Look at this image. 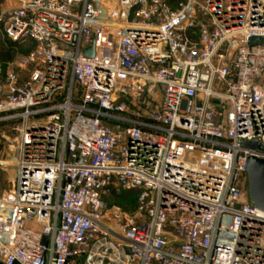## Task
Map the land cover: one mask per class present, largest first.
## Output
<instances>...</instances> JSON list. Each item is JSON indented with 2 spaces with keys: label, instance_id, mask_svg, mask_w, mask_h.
<instances>
[{
  "label": "built area",
  "instance_id": "built-area-1",
  "mask_svg": "<svg viewBox=\"0 0 264 264\" xmlns=\"http://www.w3.org/2000/svg\"><path fill=\"white\" fill-rule=\"evenodd\" d=\"M6 1L5 35L35 47L0 69V264H264V0Z\"/></svg>",
  "mask_w": 264,
  "mask_h": 264
},
{
  "label": "rangeland",
  "instance_id": "rangeland-1",
  "mask_svg": "<svg viewBox=\"0 0 264 264\" xmlns=\"http://www.w3.org/2000/svg\"><path fill=\"white\" fill-rule=\"evenodd\" d=\"M181 0H171L169 3L176 8ZM9 7V3L6 0H0V48H3L5 52L11 47V43L8 37L4 33V10ZM35 44L32 42L18 43L12 52V61L0 62V69L3 74L11 71L16 66V61L28 54L34 49ZM153 96V95H152ZM161 97L160 92H155L154 102H157ZM157 100V101H156ZM153 102V103H154ZM144 109H150L143 105ZM16 122L1 121L0 122V197L6 192L11 190L16 178V142L18 132L15 129ZM139 192H130L125 190H117V197L113 203L115 207L119 208L122 212L134 213L137 204V198Z\"/></svg>",
  "mask_w": 264,
  "mask_h": 264
},
{
  "label": "water",
  "instance_id": "water-1",
  "mask_svg": "<svg viewBox=\"0 0 264 264\" xmlns=\"http://www.w3.org/2000/svg\"><path fill=\"white\" fill-rule=\"evenodd\" d=\"M83 54L87 57H94L95 46L91 45L85 48ZM243 146L253 150H262V145L256 140L245 141ZM247 172L251 203L253 206L264 211V158L250 155L248 157Z\"/></svg>",
  "mask_w": 264,
  "mask_h": 264
},
{
  "label": "trees",
  "instance_id": "trees-1",
  "mask_svg": "<svg viewBox=\"0 0 264 264\" xmlns=\"http://www.w3.org/2000/svg\"><path fill=\"white\" fill-rule=\"evenodd\" d=\"M170 1L171 0H169V2ZM8 40L11 43L10 44L11 47L6 52H5V50H3V48H0V62H2V61L9 62V61H12V59H13L12 52L15 49V47L17 46L18 42L12 41L9 38H8ZM32 44L34 45L33 42H32ZM117 190H125V191H130V192L137 191V190L125 189V188H121V187H114V186L109 187L107 189L106 193L104 194V200L106 201V203L108 204L109 207L115 206L113 203L115 202L116 198H118L117 197ZM137 192H139V191H137ZM137 205H138V198H137L136 209H137Z\"/></svg>",
  "mask_w": 264,
  "mask_h": 264
}]
</instances>
